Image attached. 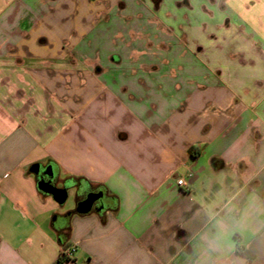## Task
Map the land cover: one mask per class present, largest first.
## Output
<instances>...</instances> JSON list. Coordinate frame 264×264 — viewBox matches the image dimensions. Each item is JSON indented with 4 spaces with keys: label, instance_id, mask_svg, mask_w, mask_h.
<instances>
[{
    "label": "crops",
    "instance_id": "crops-1",
    "mask_svg": "<svg viewBox=\"0 0 264 264\" xmlns=\"http://www.w3.org/2000/svg\"><path fill=\"white\" fill-rule=\"evenodd\" d=\"M164 3L0 0V264L70 247L61 264H264V0L224 1L227 82L218 66L167 77L175 50L147 54L169 41ZM38 164L71 209L38 189ZM100 192L105 209L77 212Z\"/></svg>",
    "mask_w": 264,
    "mask_h": 264
},
{
    "label": "rangeland",
    "instance_id": "rangeland-1",
    "mask_svg": "<svg viewBox=\"0 0 264 264\" xmlns=\"http://www.w3.org/2000/svg\"><path fill=\"white\" fill-rule=\"evenodd\" d=\"M158 1V0H155ZM225 0H165V8L162 10V17L159 21H163V25L158 27L164 29L168 36L169 41L163 47L159 44V41L145 42L146 48L148 44L150 49L147 54L155 55L157 60L159 54L163 53V50L169 48L176 52L172 58L170 67L167 66L170 73L165 74L171 78L179 77V70H182V66L194 65L203 68L207 76H213L216 66L222 67L225 72L219 74L218 78L221 81L227 82L228 73L227 68L234 60L232 50L227 46V42L223 40L225 36H233L235 29H230L227 26L228 10L225 8ZM168 13L171 18L167 19L165 14ZM157 17V16H156ZM220 19V32L213 28V21ZM151 43V44H150ZM127 42L119 40L116 45L118 47H126ZM225 48L222 56L211 57L212 50H220L219 48ZM203 52L206 54H203ZM167 50V49H166ZM162 51V52H161ZM181 55V56H179ZM177 56V57H176ZM182 56H186V61L182 60ZM160 61V60H158ZM127 65V61L123 62ZM167 69V68H166ZM179 69V70H178ZM176 71V72H174ZM163 76V75H161ZM157 77H160L157 76ZM162 78V77H161ZM75 205V194L73 191H68V200L64 205L65 209H71Z\"/></svg>",
    "mask_w": 264,
    "mask_h": 264
},
{
    "label": "water",
    "instance_id": "water-1",
    "mask_svg": "<svg viewBox=\"0 0 264 264\" xmlns=\"http://www.w3.org/2000/svg\"><path fill=\"white\" fill-rule=\"evenodd\" d=\"M32 172L35 176H39L41 173L45 175L48 179L38 180V189L47 195H51L59 204H64L68 198V188L67 184L65 188H57L53 182L57 176V167L55 165H49L43 169V165H35L32 168ZM109 204V200L103 192L100 193H87L85 194V200L78 204L77 212L82 215L89 214L92 212L96 205H99V210L102 211Z\"/></svg>",
    "mask_w": 264,
    "mask_h": 264
},
{
    "label": "built area",
    "instance_id": "built-area-1",
    "mask_svg": "<svg viewBox=\"0 0 264 264\" xmlns=\"http://www.w3.org/2000/svg\"><path fill=\"white\" fill-rule=\"evenodd\" d=\"M193 177V175L192 174H188V178H192ZM178 185L180 186V187H185L186 185H187V183H186V179L185 178H180L179 180H178ZM75 252H76V247H70V248H68V249H63L62 251H61V255H60V257L63 259V260H71L72 258H73V256H74V254H75Z\"/></svg>",
    "mask_w": 264,
    "mask_h": 264
},
{
    "label": "trees",
    "instance_id": "trees-1",
    "mask_svg": "<svg viewBox=\"0 0 264 264\" xmlns=\"http://www.w3.org/2000/svg\"><path fill=\"white\" fill-rule=\"evenodd\" d=\"M237 252H238V254H239L241 257L245 258L247 261H251V260L254 259V254L250 253L249 250H246V249L243 248V247H238ZM64 261H65V260H63V259L60 257V259L57 261L56 264H61V263H63Z\"/></svg>",
    "mask_w": 264,
    "mask_h": 264
},
{
    "label": "flooded vegetation",
    "instance_id": "flooded-vegetation-1",
    "mask_svg": "<svg viewBox=\"0 0 264 264\" xmlns=\"http://www.w3.org/2000/svg\"><path fill=\"white\" fill-rule=\"evenodd\" d=\"M47 166H43V169H45ZM36 179H37V181L38 180H46V181H48V179L45 177V175H43L42 173L37 177L36 176ZM57 181H58V179L57 178H55L54 179V182H53V184L56 186V187H58V185H57ZM62 188H65V185L63 184L62 185ZM85 200V199H84ZM96 206H98V205H96Z\"/></svg>",
    "mask_w": 264,
    "mask_h": 264
},
{
    "label": "clouds",
    "instance_id": "clouds-1",
    "mask_svg": "<svg viewBox=\"0 0 264 264\" xmlns=\"http://www.w3.org/2000/svg\"><path fill=\"white\" fill-rule=\"evenodd\" d=\"M222 229H223V224L221 225ZM210 245L212 247H219V238H216V239H213L211 242H210Z\"/></svg>",
    "mask_w": 264,
    "mask_h": 264
}]
</instances>
